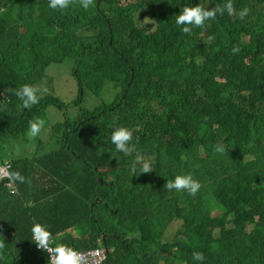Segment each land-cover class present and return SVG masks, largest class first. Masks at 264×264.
I'll return each mask as SVG.
<instances>
[{
    "label": "trees",
    "instance_id": "1",
    "mask_svg": "<svg viewBox=\"0 0 264 264\" xmlns=\"http://www.w3.org/2000/svg\"><path fill=\"white\" fill-rule=\"evenodd\" d=\"M228 2L0 0V264H49L37 225L54 248L105 247V264H264V0H231L232 15L203 27L176 23L184 7ZM66 59L76 98L41 91L23 107L15 91L50 89ZM120 127L141 162L110 142ZM188 174L195 196L164 187Z\"/></svg>",
    "mask_w": 264,
    "mask_h": 264
},
{
    "label": "clouds",
    "instance_id": "2",
    "mask_svg": "<svg viewBox=\"0 0 264 264\" xmlns=\"http://www.w3.org/2000/svg\"><path fill=\"white\" fill-rule=\"evenodd\" d=\"M73 0H50L49 6L51 8H60L65 9L71 4ZM80 3L82 7L87 9L90 5L93 4V0H80ZM227 10L229 15L233 14V5L231 3V0H229L228 3H226L223 7L217 6L214 9L206 10L203 7L197 5L195 7H184L180 14L176 17V23L178 25H193L196 27H203L205 21L215 19L217 14L223 15L224 11ZM249 12V9L245 8L243 9L239 15L240 18L243 19L244 16H246ZM189 27H184L183 31L185 33L190 32ZM212 37H209V40H212ZM234 51H237L234 49ZM67 60V59H66ZM73 60H71L72 62ZM46 91L42 90L40 88H37L35 86L31 85H23L21 88L15 91V95H17L20 100L23 103V107L28 108L31 105H34L38 103L39 97L37 96L38 92ZM44 126V121L37 118L34 120L29 121V132L28 135L31 137H35L39 135L42 128ZM111 143H113L116 146V150L120 151V154H123V158L129 159L132 154L136 156V161L139 163L142 161V157L139 155L138 150L135 148V146L132 144V132L128 130L127 128L120 127L117 128L111 136ZM217 152H223L224 148L223 145L217 144L215 149ZM122 157V156H121ZM150 158L153 157V155L149 156ZM157 157V156H156ZM165 161V159H164ZM163 161V162H164ZM108 167L112 168V174L115 171L121 170V164L117 161L114 165L109 164ZM9 169L10 165L6 163L2 167H0V176L3 175H9ZM151 171L149 164L143 163L142 165V173H149ZM18 178L23 179L19 177V174H16ZM118 180V179H116ZM99 182L103 183V180L100 179ZM8 187H10L12 190L15 188L14 181H11V183L8 184ZM165 188H167L168 191L176 190V191H186L188 194L195 196L197 192L199 191L201 184L199 181L195 180L192 175H177L173 180H169L164 185ZM94 205V204H92ZM124 204L123 206H126ZM122 207V206H121ZM92 208V206H91ZM94 208V206H93ZM92 208V209H93ZM120 208V207H119ZM49 233L46 232L41 226L37 225L33 228V238L32 240L37 246L38 250H42L47 254V258L49 261V264H78L79 256L77 253L73 252L71 249H67L63 245H58L56 248H54L53 241L49 240ZM70 233L67 235L69 236ZM49 245L53 247V249H49ZM2 247V245H0ZM102 247V246H100ZM105 248V247H104ZM106 249V248H105ZM48 250L50 252V257L48 253L45 251ZM108 251V250H107ZM109 254V252H108ZM193 259L197 261H203L204 255L200 252L193 253ZM107 261V260H106ZM105 261V262H106ZM105 264V263H104Z\"/></svg>",
    "mask_w": 264,
    "mask_h": 264
},
{
    "label": "rangeland",
    "instance_id": "3",
    "mask_svg": "<svg viewBox=\"0 0 264 264\" xmlns=\"http://www.w3.org/2000/svg\"><path fill=\"white\" fill-rule=\"evenodd\" d=\"M50 73L52 77V83H51L52 87H50V89H47L46 86H44L46 90L45 92L55 94L63 98L64 100H68V101H71L72 99L76 98V93L78 89L75 79L72 75V62L70 59H67L63 63L51 68ZM48 82L49 80H45V83ZM110 94L111 92L107 94L108 97L107 100H110L109 99ZM49 132L50 129L45 127V130L43 132L45 133L43 134L45 139L48 137ZM29 138L32 142L30 146V150H35V148L38 145V142L34 143V137L29 136ZM11 145H12V147H10L11 152L14 151L17 154L20 152V150H22L24 146L23 141L17 142L14 140H11Z\"/></svg>",
    "mask_w": 264,
    "mask_h": 264
},
{
    "label": "built area",
    "instance_id": "4",
    "mask_svg": "<svg viewBox=\"0 0 264 264\" xmlns=\"http://www.w3.org/2000/svg\"><path fill=\"white\" fill-rule=\"evenodd\" d=\"M49 249H53V247L49 245ZM45 251L50 257V252L48 250ZM75 253L79 256L78 264H104L108 259L107 249L100 246L89 251H76Z\"/></svg>",
    "mask_w": 264,
    "mask_h": 264
},
{
    "label": "water",
    "instance_id": "5",
    "mask_svg": "<svg viewBox=\"0 0 264 264\" xmlns=\"http://www.w3.org/2000/svg\"><path fill=\"white\" fill-rule=\"evenodd\" d=\"M94 205H92V208H93Z\"/></svg>",
    "mask_w": 264,
    "mask_h": 264
}]
</instances>
